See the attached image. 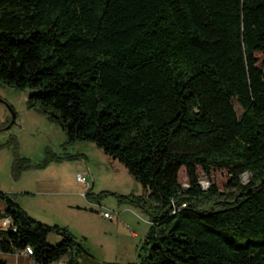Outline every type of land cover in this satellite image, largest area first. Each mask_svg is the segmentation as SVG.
Instances as JSON below:
<instances>
[{"label":"trees","instance_id":"16d2710c","mask_svg":"<svg viewBox=\"0 0 264 264\" xmlns=\"http://www.w3.org/2000/svg\"><path fill=\"white\" fill-rule=\"evenodd\" d=\"M258 54L264 0H0V85L30 90L29 107L68 142H92L143 187L134 203L150 229L136 264H264ZM213 171L229 175L223 193L200 184ZM0 202V254L90 258L65 230Z\"/></svg>","mask_w":264,"mask_h":264},{"label":"rangeland","instance_id":"374dc122","mask_svg":"<svg viewBox=\"0 0 264 264\" xmlns=\"http://www.w3.org/2000/svg\"><path fill=\"white\" fill-rule=\"evenodd\" d=\"M30 94L0 85V192L38 222L69 233L90 255L80 259L82 264H136L150 229L149 215L134 203L144 196L143 187L92 142H68L57 121L29 107ZM234 108L242 114L237 103ZM199 175L204 189L215 184L221 193L230 179L226 171H213L209 180ZM179 178L187 187L184 170ZM101 211L115 218L106 219ZM7 221L0 219L1 230L9 229ZM60 240L50 236L48 242L54 246ZM8 255L9 264H17L15 254Z\"/></svg>","mask_w":264,"mask_h":264},{"label":"crops","instance_id":"0c3cea01","mask_svg":"<svg viewBox=\"0 0 264 264\" xmlns=\"http://www.w3.org/2000/svg\"><path fill=\"white\" fill-rule=\"evenodd\" d=\"M7 224L9 225V220L7 221ZM133 237H137L136 234H132ZM10 255L0 254V264H9V257ZM15 263L17 264H35L29 256H25L22 253H17L14 255Z\"/></svg>","mask_w":264,"mask_h":264},{"label":"built area","instance_id":"2783aa9c","mask_svg":"<svg viewBox=\"0 0 264 264\" xmlns=\"http://www.w3.org/2000/svg\"><path fill=\"white\" fill-rule=\"evenodd\" d=\"M78 181L81 183H84L87 187V189H89V185L86 183V179L82 176H78ZM101 215L109 220H113L115 217V215L109 211H101ZM117 217V215H116ZM127 228H129V226H126ZM23 255L25 256H30L32 255V250L30 248H27L25 251L22 252Z\"/></svg>","mask_w":264,"mask_h":264},{"label":"water","instance_id":"95a60500","mask_svg":"<svg viewBox=\"0 0 264 264\" xmlns=\"http://www.w3.org/2000/svg\"><path fill=\"white\" fill-rule=\"evenodd\" d=\"M12 115H13V120L15 119V114L13 112V110L11 109Z\"/></svg>","mask_w":264,"mask_h":264}]
</instances>
